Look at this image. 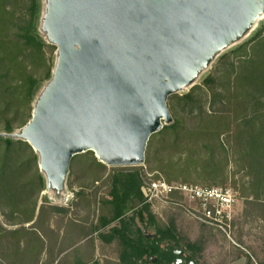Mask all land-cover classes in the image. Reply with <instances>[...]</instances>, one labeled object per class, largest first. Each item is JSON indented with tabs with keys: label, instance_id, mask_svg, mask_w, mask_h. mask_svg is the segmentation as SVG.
Returning a JSON list of instances; mask_svg holds the SVG:
<instances>
[{
	"label": "trees",
	"instance_id": "trees-1",
	"mask_svg": "<svg viewBox=\"0 0 264 264\" xmlns=\"http://www.w3.org/2000/svg\"><path fill=\"white\" fill-rule=\"evenodd\" d=\"M41 2L0 0V205L19 204L32 189L38 195L47 186L37 166L38 154L26 141L10 136L31 120L32 103L43 82L52 77L57 47L39 29ZM166 104L171 121L150 135L144 175L202 186H223L230 179L243 202V217L259 218L264 226V26L220 55L200 84L184 94L171 93ZM229 164L234 174H241L239 181L228 175ZM69 173L68 188L97 190L99 185L113 195L112 201L92 200L97 212L94 227L124 220L121 229L111 228L127 241L124 260L174 264L173 251L182 250L180 239L172 225L152 212L138 172L115 173L94 152L85 151L71 157ZM129 208L133 214L126 216ZM135 218L141 227H136L134 238L128 226ZM150 228L153 233L145 234ZM196 256L192 250L186 260L197 264Z\"/></svg>",
	"mask_w": 264,
	"mask_h": 264
},
{
	"label": "water",
	"instance_id": "water-1",
	"mask_svg": "<svg viewBox=\"0 0 264 264\" xmlns=\"http://www.w3.org/2000/svg\"><path fill=\"white\" fill-rule=\"evenodd\" d=\"M51 1L59 66L18 135L49 186L85 151L107 166L143 164L150 135L170 119L168 96L255 13L253 0Z\"/></svg>",
	"mask_w": 264,
	"mask_h": 264
},
{
	"label": "crops",
	"instance_id": "crops-1",
	"mask_svg": "<svg viewBox=\"0 0 264 264\" xmlns=\"http://www.w3.org/2000/svg\"><path fill=\"white\" fill-rule=\"evenodd\" d=\"M39 171L44 180L45 174ZM66 181L67 179L63 180L61 185L55 187L49 186L46 179L47 186L38 195L35 189H32L19 200V204L13 201L0 205V264L133 263V259L126 261L123 258L127 243L122 236L123 233L111 231V228L121 229L124 220H115L98 230L94 227L97 212L92 200L96 199L98 202L102 197L104 200L112 201L113 195L106 193V189L101 191L94 187L81 189L72 185L68 188ZM239 203L237 201L233 207L231 222L232 226L237 215L242 212L243 220L237 231V242L234 243L238 249L235 256L229 258L226 264H264L263 222L259 218L245 219ZM40 205H43V208L37 220ZM132 214L133 209L129 208L125 215ZM253 221L256 225L252 223ZM253 224L255 227L258 226L257 233H253L256 231V228H251ZM137 226L141 227V224L135 218L128 226L130 237H136ZM175 251L182 254L181 250L173 251L174 264H177L178 258L183 260V263L179 264L186 263V259H183L181 254L177 255ZM154 260L155 257H152V261ZM140 262L142 260L138 261ZM190 262L193 261H188L187 264Z\"/></svg>",
	"mask_w": 264,
	"mask_h": 264
},
{
	"label": "rangeland",
	"instance_id": "rangeland-1",
	"mask_svg": "<svg viewBox=\"0 0 264 264\" xmlns=\"http://www.w3.org/2000/svg\"><path fill=\"white\" fill-rule=\"evenodd\" d=\"M41 3H42V9L40 11V15L38 19V26H39L40 31L43 33L44 37L46 38L47 42L51 43V39L49 38V35H48V30L46 29V21L53 8L52 1L42 0ZM263 26H264V7L261 9V12L258 13L256 17H254L250 21L248 26L242 32H240L237 36H235L230 41L226 42L219 49V51H217L214 54L213 57H211L206 63H204L201 67H199L194 72V74L192 75L189 81L183 83L181 87H179L174 93L184 94L193 85L200 84L203 78L209 72L213 71L220 55H222L223 53H227V52L229 53V51L232 50L233 48L237 47L244 41L249 40L259 29H262ZM59 60H60V53L58 52L56 48V50L52 54V61H53V66L51 70L52 77L50 80L43 82L35 101L32 103V106H33L32 111L37 107V104L39 103V101L41 100V98L43 97V95L46 93L47 89L53 82L55 74L59 66ZM170 121H171V116L168 121L162 120L161 127L163 125L169 124ZM29 122L23 128H21L18 132H15L11 134L10 136L16 139L17 138L22 139L18 135L25 131L26 129L25 127L29 124ZM0 134L3 135V133H0ZM35 153L38 154V152H35ZM38 160H39V154H38ZM26 166L27 164L23 163V168H25ZM37 166L39 169L38 164ZM108 168H110V170L115 173L138 172L141 175V182H142L141 184H143L141 185V189L142 187H144V183L148 181V177L152 178L151 173L147 172L146 175H144V171L146 170L144 169V163L138 164V165L108 166ZM234 170L235 168L233 164H229L228 175L239 181L242 178L241 174H234ZM69 174L67 175L69 176ZM66 176L64 177V180L67 179ZM225 185L232 186L230 183V179L228 183ZM97 187H98V190H101V191H104L106 189L104 186L99 187V185H97ZM238 201L240 202L239 204L241 205L240 208L243 209L242 200L240 199ZM191 207H196V205L194 203L189 202L188 200L180 199V198L179 199L175 198L172 200L170 198H167V199L161 198V199L153 200L152 202H150V208L152 212L158 217V219H160L161 221L169 225H172L173 228L175 229V232L178 238L180 239V243L182 246L181 256L183 259H187L191 251L194 250L197 253V256H196L197 264H226V261L229 260V258H232L233 256H235L237 249H238L234 243L237 242V238H238L237 231L240 229V225L243 220L241 217L242 212L240 215H237V219L233 221L230 231L228 233H225L223 231L215 229L214 227H210L200 222L193 215V210L191 209ZM252 223H254V221ZM254 224L251 226V228L252 227L256 228V231H254L253 233H257L259 229L257 228L258 226L255 227L256 224L255 225ZM145 233L152 234L153 229L151 228L147 229ZM255 235L257 236V234ZM188 261L189 260H186V263L184 264H187Z\"/></svg>",
	"mask_w": 264,
	"mask_h": 264
},
{
	"label": "built area",
	"instance_id": "built-area-1",
	"mask_svg": "<svg viewBox=\"0 0 264 264\" xmlns=\"http://www.w3.org/2000/svg\"><path fill=\"white\" fill-rule=\"evenodd\" d=\"M141 190L147 202L181 196L196 205L191 209L200 222L225 233L230 231L233 207L239 199L238 191L230 185L202 186L183 182L169 183L163 178L148 177V181L144 183Z\"/></svg>",
	"mask_w": 264,
	"mask_h": 264
},
{
	"label": "bare ground",
	"instance_id": "bare-ground-1",
	"mask_svg": "<svg viewBox=\"0 0 264 264\" xmlns=\"http://www.w3.org/2000/svg\"><path fill=\"white\" fill-rule=\"evenodd\" d=\"M254 2V10H255V13H254V17H256V15L258 13L261 12V9L264 7V1L263 0H253ZM54 186L55 187H58V184L57 183H54Z\"/></svg>",
	"mask_w": 264,
	"mask_h": 264
}]
</instances>
